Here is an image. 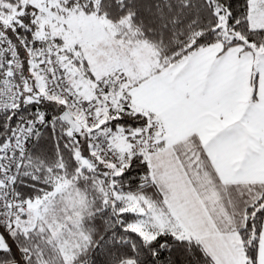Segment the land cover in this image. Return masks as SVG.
<instances>
[{"label":"snow or ice","instance_id":"6c2138e0","mask_svg":"<svg viewBox=\"0 0 264 264\" xmlns=\"http://www.w3.org/2000/svg\"><path fill=\"white\" fill-rule=\"evenodd\" d=\"M0 264H264V0H0Z\"/></svg>","mask_w":264,"mask_h":264}]
</instances>
